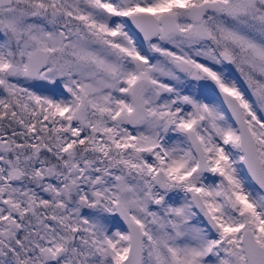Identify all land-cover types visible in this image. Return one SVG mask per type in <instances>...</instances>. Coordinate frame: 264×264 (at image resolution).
<instances>
[{
    "label": "snow or ice",
    "instance_id": "obj_1",
    "mask_svg": "<svg viewBox=\"0 0 264 264\" xmlns=\"http://www.w3.org/2000/svg\"><path fill=\"white\" fill-rule=\"evenodd\" d=\"M0 264H264V0H0Z\"/></svg>",
    "mask_w": 264,
    "mask_h": 264
}]
</instances>
